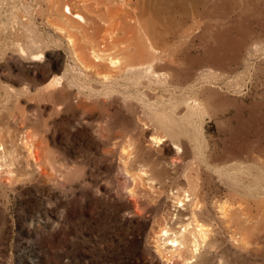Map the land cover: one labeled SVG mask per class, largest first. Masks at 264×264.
<instances>
[{"label": "rangeland", "instance_id": "obj_1", "mask_svg": "<svg viewBox=\"0 0 264 264\" xmlns=\"http://www.w3.org/2000/svg\"><path fill=\"white\" fill-rule=\"evenodd\" d=\"M147 37L168 80L90 61L141 63ZM193 99L197 128L182 122ZM156 110L188 129L180 150L151 144ZM0 141V264H167L154 233L193 209L211 231L194 264H264V0H0Z\"/></svg>", "mask_w": 264, "mask_h": 264}, {"label": "bare ground", "instance_id": "obj_2", "mask_svg": "<svg viewBox=\"0 0 264 264\" xmlns=\"http://www.w3.org/2000/svg\"><path fill=\"white\" fill-rule=\"evenodd\" d=\"M63 13L66 19L70 21L74 26L75 25L83 26V23H87L86 17L82 14L75 13L73 10V7L70 4L64 5ZM109 18H114V15H112L111 12L107 14V17H106L107 23L110 22ZM129 24L133 25V22L130 20ZM108 28L110 29V33H111L110 36L113 35L116 32V30H120L118 28V24L114 22L108 23ZM61 30L65 32L63 28H61ZM69 41L74 46L75 40L73 39L72 36H69ZM158 43H159L158 40H153L150 37L147 39L145 43L146 51L143 53L141 63H135V61H132V60H127L125 63H123L121 58L114 57V56L112 57L110 55H108V57H105L96 50H92L93 52L92 54H90L91 55L90 61L96 66H100L101 63L99 62L106 58V60L109 62V66L112 69H120V68L126 69L128 72H131V73H135L138 71L145 72V75L149 79L162 82L164 80H168L169 77H168V74L160 71V69H158L159 68L158 65L154 63L156 59L159 58V53H158L159 46H157ZM41 58H43L42 54H38L34 56V60H40ZM79 61L81 60L79 59ZM85 68L88 70L90 69L89 66H86ZM94 73L96 74V76L99 78V81L103 85L111 82L109 76L102 75L96 72ZM62 84H63L62 79L56 78L50 82L49 87L61 88ZM187 108H188V118L183 119L182 122L187 125L193 126L195 128L196 126L194 123H196L197 121H200V122L203 121L204 108L202 106V103L198 99H193L192 102H189ZM154 116H155L154 117L155 121L153 125L154 127L156 126L158 127L160 135L153 137L151 139L152 141L151 144H155V145H160L164 143L166 144L167 141L171 140L176 145V149L180 150L181 149L179 145L180 138L181 136H184V134L188 133V129H182L181 127H178L174 123L173 119L160 113L157 110L155 111ZM23 144L25 148H27L29 155L34 161V163L36 165L39 164V162L41 161L40 155L42 153L40 154L37 151L38 144L35 143L32 139L30 140L29 138L24 139ZM127 156L129 158L130 153H128ZM7 157H8L7 150L4 144L2 143V141H0V171H2L7 166ZM127 166H128V162H125L124 166L122 167L121 174L127 177L128 179H132L134 182L137 181L138 179H144V178L154 179L153 174L147 171L142 172L140 174L131 173L128 170ZM40 168L42 169V172L44 173L46 170L45 167L44 168L40 167ZM123 195L129 202L131 203L136 202V200H133L136 197L135 191L133 189H128V190L126 189ZM182 195H183L182 198L180 196H176L177 206L178 205L179 207L185 206L188 204L189 200L192 203L195 202V199L193 198L190 199L192 197V193L189 189L184 190L182 192ZM197 207L198 205L196 206V208ZM210 235H211V231H210L209 226L207 224H204L200 219V211L193 209L192 215L190 216L188 222L183 224V226L179 230L172 229V227L168 224H162L157 227L153 237L155 239L157 253L159 257L162 260H164L165 263L167 264H194L192 260H194V258L198 254H200L203 249H205L207 240L210 237ZM162 241L165 243L169 242V244L163 245L161 244Z\"/></svg>", "mask_w": 264, "mask_h": 264}]
</instances>
